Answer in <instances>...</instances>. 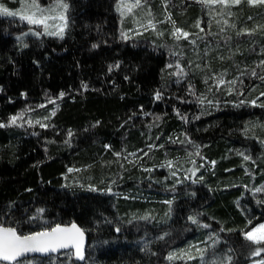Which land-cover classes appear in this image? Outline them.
<instances>
[{
    "label": "trees",
    "instance_id": "obj_1",
    "mask_svg": "<svg viewBox=\"0 0 264 264\" xmlns=\"http://www.w3.org/2000/svg\"><path fill=\"white\" fill-rule=\"evenodd\" d=\"M67 1L60 40L0 17V224L75 222L83 264H198L181 252L207 231L227 264L264 256L244 237L264 221V5Z\"/></svg>",
    "mask_w": 264,
    "mask_h": 264
},
{
    "label": "snow or ice",
    "instance_id": "obj_2",
    "mask_svg": "<svg viewBox=\"0 0 264 264\" xmlns=\"http://www.w3.org/2000/svg\"><path fill=\"white\" fill-rule=\"evenodd\" d=\"M204 2L209 4L220 3L222 5H228L229 3L239 4L241 0H204ZM247 2L253 5L256 4L264 5V0H247ZM139 5H140V0H135V4L130 5L128 7V10L131 11L132 7H138ZM30 7L33 9V11H31L30 14H21L19 12L10 11L3 4H0V15H6V16L20 15V18L26 20L28 24L42 26L44 28V31L49 35L62 36L63 28H60L56 32H48L49 29L48 20L50 19L55 20L56 17L44 15L45 9L42 8L37 3V0H32ZM59 7L66 9L67 5L60 4ZM59 19L63 20L64 17L60 16ZM168 19L171 20V17L169 16ZM172 23L173 25L175 24L174 21H172ZM225 23H227V21H225ZM149 26L153 28L155 27V25H153L151 21H149ZM197 26H199V21L197 22ZM201 31H203V29H201ZM172 34L176 39H180L181 35L184 38H187L189 35L187 32H183L181 29L178 28H174ZM36 35H40V33L37 32ZM93 47L95 48L97 47V45H93ZM261 64L264 65V61H261ZM177 68L179 69V65H177ZM182 72L183 70L181 69L180 73L182 74ZM252 75L253 76L257 75L254 70L252 72ZM258 78L264 80V76H259ZM214 79L216 80L217 87L226 83L223 74H221L218 78H214ZM227 83L230 86H234L236 81L232 80V81H228ZM228 90L229 92H231L232 88L229 87ZM63 95L64 93H61L60 97H63ZM160 95L161 94L157 92L156 98L159 99ZM261 95L264 96V92H262ZM49 103H55V101L50 100ZM241 103H243V101H241ZM251 103L253 105H256V100L251 101ZM52 114L54 115L55 113L53 112ZM23 117H24V112L11 116L9 118V124H15L18 119L22 120ZM157 119H159V117H157ZM28 123L31 122L28 121ZM37 123H39V121H37ZM6 126L8 125L0 123V127H6ZM19 126H23V125L21 124ZM41 126L43 127L44 125ZM71 135L72 133L71 131H69L68 133L69 138L71 137ZM68 142H69L68 140L65 141V143ZM149 147H153V145H150ZM116 155H119V153H117ZM244 158L245 160L249 159V157L247 156H245ZM168 164L171 165V161H169ZM69 171H71V169H69ZM190 219H192L193 223H196L194 217H190ZM117 231H119V229H117ZM253 232L260 233V235L259 236L253 235ZM83 236H84V232L75 223H73L70 227H62L59 224H57L54 227L46 228L42 231L34 232L32 234H18L15 228L5 227L2 224H0V262H7V264H21L20 258L27 253L49 252V251L54 252L57 249L69 248V247H74L76 249L77 256L80 259H84L81 252V244L83 241ZM246 238L251 240L254 244L264 243V224H261L258 228L253 229L252 232L246 233ZM260 251L261 249H257L256 254H259ZM191 258L192 257L189 256V259ZM168 259L170 260L173 259V256L170 255Z\"/></svg>",
    "mask_w": 264,
    "mask_h": 264
},
{
    "label": "rangeland",
    "instance_id": "obj_3",
    "mask_svg": "<svg viewBox=\"0 0 264 264\" xmlns=\"http://www.w3.org/2000/svg\"><path fill=\"white\" fill-rule=\"evenodd\" d=\"M32 0H0V4H3L10 11L19 12L21 14H30L33 9L30 7ZM37 3L45 9L44 15L56 17L55 20H48L49 29L48 32H56L60 28H63L62 36L61 35H49L44 31L42 26L28 24L26 20L20 18V15L17 16H6L0 15V17L12 18L18 21V23L13 22L14 26L17 24L21 27L22 32L19 34V39L21 42H25L28 38H37L40 39L43 36L56 38L58 40L62 39L65 35L67 29V14H68V1L67 0H54L48 3V0H37ZM60 4H66L67 8L59 7ZM135 0H118L119 13L122 18L127 17L126 15L131 14L135 7L131 8V11L128 10L130 5H134ZM50 9V11H49ZM60 16H63L64 19H59ZM39 32L40 35H36ZM252 195L263 194L264 195V185L254 189L251 192ZM264 199V197L262 198ZM264 202V201H263ZM261 224H264V221L256 224L252 229L246 233L252 232L253 229L258 228ZM246 233L244 237L246 238ZM253 235L259 236L260 233L253 232ZM247 239V238H246ZM249 240V239H248ZM252 242L251 240H249ZM253 243V242H252ZM254 244V243H253ZM220 240L214 238L213 232L207 231L204 238L201 241H198L194 244H191L186 251H182L184 258L189 259V256L193 258L199 257L198 264H227L229 261V255L224 250V248H219ZM255 245H264L255 244ZM176 251L171 255L173 259L176 256ZM56 257H61V259H56ZM177 259V258H175ZM174 259V260H175ZM44 259H25L21 261V264H73V256L71 252L62 253L58 256L49 257L48 260L43 261ZM172 260V259H171ZM94 264L93 262H91ZM3 264V263H0ZM248 264H264V256H259L257 259L251 261Z\"/></svg>",
    "mask_w": 264,
    "mask_h": 264
},
{
    "label": "water",
    "instance_id": "obj_4",
    "mask_svg": "<svg viewBox=\"0 0 264 264\" xmlns=\"http://www.w3.org/2000/svg\"><path fill=\"white\" fill-rule=\"evenodd\" d=\"M73 223L75 222H72V223H69V224H59L60 226L62 227H70ZM76 224V223H75ZM77 225V224H76ZM78 226V225H77ZM54 227V226H53ZM79 227V226H78ZM80 228V227H79ZM81 229V228H80ZM82 230V229H81ZM83 231V230H82ZM84 232V231H83ZM87 246H88V236L87 234L84 232V236H83V241H82V244H81V252H82V255L84 257V259H80L77 254H76V249L74 247H69V248H60V249H57L56 251L52 252V251H49V252H30V253H27L25 254L23 257L20 258V261H23L25 259H30V258H40V259H45V258H49V257H54V256H58L62 253H66V252H71L72 253V256H73V259L74 261L77 263V264H83L86 260V250H87ZM0 263H3V264H7V262H0Z\"/></svg>",
    "mask_w": 264,
    "mask_h": 264
}]
</instances>
